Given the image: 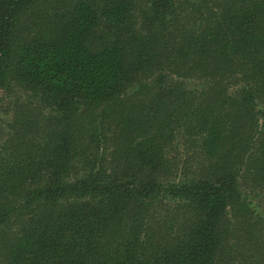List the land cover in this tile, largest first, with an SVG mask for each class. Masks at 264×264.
<instances>
[{
  "label": "trees",
  "instance_id": "trees-1",
  "mask_svg": "<svg viewBox=\"0 0 264 264\" xmlns=\"http://www.w3.org/2000/svg\"><path fill=\"white\" fill-rule=\"evenodd\" d=\"M0 89V264H264V0H0Z\"/></svg>",
  "mask_w": 264,
  "mask_h": 264
},
{
  "label": "rangeland",
  "instance_id": "rangeland-1",
  "mask_svg": "<svg viewBox=\"0 0 264 264\" xmlns=\"http://www.w3.org/2000/svg\"><path fill=\"white\" fill-rule=\"evenodd\" d=\"M139 5H140V0H137ZM142 1V0H141ZM143 78H140V75L134 76L129 84L127 85L125 94L128 96L132 95V92L135 89H139L140 82L143 81ZM16 96H19L20 101H25L27 98V94L24 93H14V94H6L4 90L0 89V121L2 123H6L8 119H11L12 117V103L14 102V99ZM131 97V96H130ZM179 141L176 139L172 143H168L167 147L165 148V156L166 158L175 164L177 166V161L175 158L180 154L183 150L182 146L180 145ZM172 176H174L176 173L171 172L170 173ZM47 177H45L42 181H40L37 186L41 185L43 182H45ZM36 184L30 185V189H34L37 187ZM249 197H251V194H249Z\"/></svg>",
  "mask_w": 264,
  "mask_h": 264
}]
</instances>
